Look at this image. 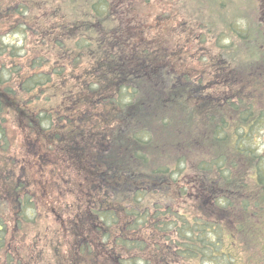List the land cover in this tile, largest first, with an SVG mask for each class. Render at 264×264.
Returning a JSON list of instances; mask_svg holds the SVG:
<instances>
[{
    "label": "trees",
    "instance_id": "obj_1",
    "mask_svg": "<svg viewBox=\"0 0 264 264\" xmlns=\"http://www.w3.org/2000/svg\"><path fill=\"white\" fill-rule=\"evenodd\" d=\"M142 1L0 0V264H264V33L207 79Z\"/></svg>",
    "mask_w": 264,
    "mask_h": 264
},
{
    "label": "rangeland",
    "instance_id": "obj_2",
    "mask_svg": "<svg viewBox=\"0 0 264 264\" xmlns=\"http://www.w3.org/2000/svg\"><path fill=\"white\" fill-rule=\"evenodd\" d=\"M38 3L42 5V1ZM138 9L142 26H146L144 36L152 35L156 28L166 27V44H172L174 57L182 59L177 63L190 72H202L207 79L211 77L216 55L221 53L217 42L229 44L233 41L239 50L243 47L242 38L230 30V22L235 23L237 30L243 29V33L245 29L250 33L256 28L264 33V0H143ZM33 39L34 36L30 35V40ZM230 50L234 51L233 46ZM236 54L229 53L232 56ZM238 55L246 56V51H240ZM173 60L176 65L175 58ZM48 220L54 221L49 216L41 223L39 218L38 223L32 224L36 228L28 230V233H34L39 225L42 232L44 224L55 228L54 223L46 222ZM38 248H41L40 242ZM44 252L50 253L49 250Z\"/></svg>",
    "mask_w": 264,
    "mask_h": 264
}]
</instances>
